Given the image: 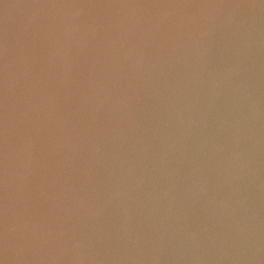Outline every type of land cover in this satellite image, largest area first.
Instances as JSON below:
<instances>
[{"label": "water", "instance_id": "95a60500", "mask_svg": "<svg viewBox=\"0 0 264 264\" xmlns=\"http://www.w3.org/2000/svg\"><path fill=\"white\" fill-rule=\"evenodd\" d=\"M0 264H264V0H0Z\"/></svg>", "mask_w": 264, "mask_h": 264}]
</instances>
